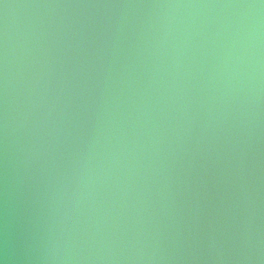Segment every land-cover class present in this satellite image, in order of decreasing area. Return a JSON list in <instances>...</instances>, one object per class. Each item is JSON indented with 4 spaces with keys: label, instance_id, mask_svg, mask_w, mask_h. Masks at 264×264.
<instances>
[{
    "label": "water",
    "instance_id": "obj_1",
    "mask_svg": "<svg viewBox=\"0 0 264 264\" xmlns=\"http://www.w3.org/2000/svg\"><path fill=\"white\" fill-rule=\"evenodd\" d=\"M4 264H264V0H0Z\"/></svg>",
    "mask_w": 264,
    "mask_h": 264
},
{
    "label": "clouds",
    "instance_id": "obj_2",
    "mask_svg": "<svg viewBox=\"0 0 264 264\" xmlns=\"http://www.w3.org/2000/svg\"><path fill=\"white\" fill-rule=\"evenodd\" d=\"M0 264H4V261L3 260H0Z\"/></svg>",
    "mask_w": 264,
    "mask_h": 264
}]
</instances>
